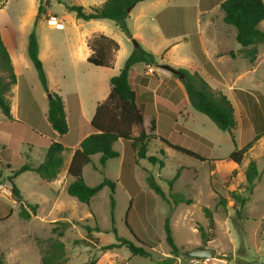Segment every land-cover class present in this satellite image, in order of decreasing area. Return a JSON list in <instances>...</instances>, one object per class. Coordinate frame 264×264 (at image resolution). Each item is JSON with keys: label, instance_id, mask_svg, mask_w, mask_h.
<instances>
[{"label": "rangeland", "instance_id": "rangeland-1", "mask_svg": "<svg viewBox=\"0 0 264 264\" xmlns=\"http://www.w3.org/2000/svg\"><path fill=\"white\" fill-rule=\"evenodd\" d=\"M105 1L0 0V29L12 35L24 74L21 77L28 81L30 89L32 86L31 91H34L31 94L35 92L33 95L39 98L38 103L40 101L44 106L49 101L28 56L29 35L35 31L46 70L57 72L53 66L58 64V72L68 75L63 84L65 90L71 89L70 75L74 70L83 73L84 69L82 66L77 69L72 66L64 46L77 43L79 31L91 32L96 27L77 21L66 10V5H81L89 10ZM212 1L203 0L204 6ZM197 3L198 0H147L137 4L131 10L128 21L132 37L123 33L113 21H104L105 35L113 38L121 47L114 63L115 72L118 74L124 67L136 48L133 42L136 40L145 50L160 55L156 58L157 67L148 68L145 64L139 67H143L142 72H148L152 80H161L164 86L158 92V106L164 113H160L158 118L153 117V113L145 116L147 130L151 119L159 120L154 132L156 138L151 140L148 147V155L157 158L155 164L148 159L137 164L136 157L135 160L127 157L123 162V158L119 157L108 160L103 167L102 155H96L83 170L84 181L89 186H97L105 180L116 183L114 194L109 187H105L89 204H83L63 191L61 201H58L54 187L37 173L29 171L15 177V172L23 165L35 168L44 161L46 140L41 136L17 135L14 128L24 130L21 123L30 125L24 118L18 119L17 124L13 123L0 110V185L7 188V191L0 189V219L11 213L6 220L0 221V258L5 264H42L41 248L37 241L57 238L52 228L53 223L59 220L67 221L64 237L60 238L65 244L67 264H264V136L255 140L251 120L236 95V90H259L264 94V43L257 46L256 59L251 62L245 58L244 48L235 38V28L224 23L220 7L216 6L212 12L201 10L202 14L197 15ZM177 6H184L182 9L187 12L184 15L186 26L182 31L187 38L172 48L174 57L171 58L166 49L170 48L172 40L165 37L163 27H167L156 16L167 7L177 9ZM50 15L56 16L65 28L50 27ZM260 29L264 31V21ZM196 39L201 48L203 41L208 58L222 74V79H213L203 70L192 49V41ZM46 46L49 47V54L53 51L60 57L59 62H47L50 58L46 55ZM177 59L185 62V65H178ZM165 64L190 72L200 69L201 76L209 85L229 98L237 120L234 131L236 145L228 132L220 130L188 103L179 79L159 67ZM5 76H8L7 70ZM138 78L139 71L135 70L131 82L138 84ZM12 88L7 93L11 108L15 105L10 93ZM143 89L140 84L138 92ZM103 90L107 95L101 102L105 101L110 91L108 83ZM44 93L47 94L46 98ZM31 94L24 95V103L29 102ZM84 102L89 106L92 100L84 94ZM40 110L36 114L37 122L43 120ZM22 112L20 116L24 117ZM172 133L174 138L171 137ZM134 134L137 135V131ZM73 135L69 133L66 142ZM179 135L210 147L212 157L217 160L227 158L236 148L241 149L249 143H252V147L241 165H227L212 185L208 163L178 153L163 141L170 140L175 144ZM124 144L131 152V142L120 141L114 148L122 153ZM5 161L10 162L12 170H8ZM252 161L256 163L261 176L250 193L245 173ZM12 176L15 177L13 183L19 189L21 199L12 193V184L8 181ZM149 176L155 179L167 196H183L193 203L170 205L149 187ZM233 192L247 199L240 215V204L233 198ZM222 198L226 199V207L218 206ZM30 205L39 207L36 215L32 214L30 219L20 217L23 208L30 211ZM63 213L68 215L69 220L62 218ZM168 217L175 243L180 249L177 256L171 254L166 242L165 221ZM88 228L92 230L90 234ZM200 229H203L205 237H202ZM117 236L139 246L137 240L143 243L149 241L150 248L146 250L150 256H132L125 247L108 250L109 245L118 243ZM197 247L214 248L216 258H192L186 254Z\"/></svg>", "mask_w": 264, "mask_h": 264}, {"label": "trees", "instance_id": "trees-1", "mask_svg": "<svg viewBox=\"0 0 264 264\" xmlns=\"http://www.w3.org/2000/svg\"><path fill=\"white\" fill-rule=\"evenodd\" d=\"M144 1L147 0H106L104 4L93 6L89 10H86L81 5L68 4L66 5V10L69 13H73L76 20L86 22L91 20H111L123 33L132 37L128 27V21L131 18L129 9L132 10L137 4ZM216 6H219L223 13L224 23L235 28V38L244 48L245 58L254 62L258 53L257 46L264 43V31L260 29V24L264 21V0H213L208 6H204L203 0H200L202 11L210 10ZM163 29L167 36L185 34L176 31L169 33L167 28L163 27ZM197 40L192 41V49L201 65L211 77L216 80L222 79L216 67L208 60L203 49L197 43ZM87 44L92 51L91 56L88 58L89 63L97 67L112 68L114 66L116 55L120 50V45L114 39L99 34L89 38ZM28 56L36 69L43 90L47 94H51L47 115L51 126V144L45 154L43 163L35 168L23 165L15 172V177L32 171L37 173L42 180L52 182L61 173L65 162V153L68 151L55 138H62L67 135L70 127L66 119L62 97L49 89L47 74L39 57V43L35 31L29 35ZM137 64H145L150 67L158 66L153 53L145 50L141 45L135 48L125 61L120 73L110 79L111 91L108 98L97 106L96 113L89 124V134L82 140L80 147L73 154L67 173L70 182L66 191L68 195L83 204H89L105 187H109L112 193H115L116 183L110 180H105L94 187L87 185L83 178V170L92 162V158L96 155H102L101 164L103 167L106 166L108 160L119 158V152L114 149V145L118 141L131 142V146L136 153L137 164H139V161L146 159L153 164L157 161V158L148 155L149 144L151 140L156 138L154 133L157 130L156 120L154 118L151 119L150 128L147 130L145 115L139 104L138 87L130 80V71ZM6 70L8 71V76H5ZM179 71L184 78L176 75L175 77L184 86L188 103L196 111L207 116L220 130L228 132L236 145L234 131L237 129V120L235 108L229 98L222 92L215 91L198 72H190L187 69H179ZM148 81V78H143L142 85H146ZM18 83L22 91L28 90L25 79L17 77L14 73L12 61L0 32V110L8 119H12V115L7 93L13 85ZM150 86L152 90L157 89V91L163 87L157 80H151ZM236 91L237 99L245 107L251 120L255 140H258L264 136V94L259 90ZM73 97L77 98L76 95H70V98ZM135 131H137V135L134 134ZM173 136L174 134L172 133L171 137ZM163 141L178 153L197 161L208 163L212 185L215 184L218 174L224 171L227 165H241L245 154L252 147V143H249L241 149L236 148L227 158L217 160L212 157V149L210 147L189 137L179 135V139H176L175 144H172L170 140ZM245 176L248 190L252 193L261 176V172L254 161L248 165ZM15 177H10L12 193L16 198L21 199L22 195L13 183ZM147 180L149 187L170 205L172 203L187 205L193 203L192 200H187L183 196L172 194L170 197L167 196L152 176H149ZM232 196L240 204L238 211V215H240L247 199L235 192L232 193ZM218 206L226 207V199H220ZM29 208L30 211L23 208L20 212V217L30 219L32 214L36 215L38 206L30 205ZM224 212L226 213V209H224ZM9 216H11V213L7 217L0 219V221L6 220ZM53 225L52 233L56 234L57 238L37 241L38 246L41 248L42 264H67L68 258L65 244L60 240V238L64 237V229L67 228V223L58 221L53 223ZM91 231L88 228L89 234ZM200 231L202 237H205L203 229H200ZM114 232L117 235L115 229ZM165 234L171 254L177 256L180 249L175 243L169 217L165 221ZM117 241V244L109 245L107 249L125 247L132 256H150V253L146 250V248H150L149 241L143 243L137 240L140 246L129 239L118 236ZM0 264H5L2 258H0Z\"/></svg>", "mask_w": 264, "mask_h": 264}, {"label": "crops", "instance_id": "crops-1", "mask_svg": "<svg viewBox=\"0 0 264 264\" xmlns=\"http://www.w3.org/2000/svg\"><path fill=\"white\" fill-rule=\"evenodd\" d=\"M183 7L177 6V9H170L167 7L164 9L163 12L159 13L156 16L157 19H159V20L161 19V21L163 22L165 27H167L169 33H172L173 31H176L178 33H183L182 31H184L185 26H186L184 15H185V13H187L186 9H182ZM196 8H197V15H201L202 11L200 8V0H198V3L196 4ZM215 8L216 7L212 8L210 10H207L206 12H212ZM131 13H132V11H131ZM71 14H73V13H71ZM77 21L86 22V21H82V20H77ZM104 21H110V20H91V21L86 22L87 24L94 25L96 28L91 32L79 31V37L77 39V43L67 44V46H64V48H66L68 51L72 66L75 69H77L79 66H82L84 69L83 73H81L79 70H74L72 72V74L70 75V78L72 80V88L71 89L68 88L67 90H65L63 84H64V81L67 79L68 75L65 73H60V71L58 72V66H57L58 64H54V66H53L54 69H57V72L50 73L49 71L46 70V63L44 62L43 58L41 57V46L39 45V56L43 61L44 69H45V72L47 74L49 89L51 92H54V93H56L62 97V99L64 101V106H65L66 119H67V122H68L69 127H70L68 134L74 133L73 137L69 140V142H66V140H65L67 138L68 134L61 138L62 145L68 149V151H66V153H65L64 166H63L61 173L59 174L58 178L52 182H49L54 187L55 199L58 201H61V194L63 191H66L67 185L70 182L67 173H68V168H69V165L71 163L73 154L80 147L82 140L89 134V131H88L89 130V124L91 123V121H92V119L96 113L97 106L104 102V101L103 102H101V101L107 95L106 90L104 91L103 88H105L107 83L110 86V79L120 73L119 72L117 74V72H115L114 66L112 68L97 67V66H94L93 64L88 62V58L91 56L92 51L88 47L87 41L89 38H91L94 35H99V34L105 35L106 25H105ZM74 24H75V26H78V27L81 26V25H78L76 23H74ZM50 27L55 28L51 25H50ZM64 28L65 27H63V29ZM0 32H1V36H2V40L4 42V45H5L8 53H9L10 59L12 61L14 73L16 74L17 77H21V75H24V74H23L22 65L20 63L18 53L16 51L15 45H14L13 40H12V35L6 31L2 30V29H0ZM105 36H107V35H105ZM165 37L168 40H172L171 41L172 45L170 46V48L166 49L170 52V56L172 58V57H174L172 55L174 49H172V48H176L177 45L180 42H182V40L184 41V39L187 38V35L186 34H178V36H167L165 34ZM174 40L176 42H174ZM201 43H202V47H203L202 49L208 58L207 49L205 48L202 40H201ZM120 49H121V47H120ZM46 50H47L46 55L50 58V60H48L47 62L57 63L60 61V57L56 53H54L53 51L51 54H49V47L46 46ZM166 50H164V51H166ZM27 51H28V49H27ZM151 53H153L156 58L160 57L159 54L157 55L154 52H151ZM208 60H209V58H208ZM176 62L178 63V65H185V62L180 61L178 59ZM60 65H61V63H60ZM139 65L140 64H137V65L132 67V69L130 71V80L132 81V75H133L134 71L138 70L139 71V78H138L139 82H138V84L137 83H133V84L137 85V87L139 89L140 84L142 85V79L148 78V80H149L148 83L146 85H142L144 88L143 91L141 90L140 92H138L139 104L142 107L145 116L147 115V113H153V117L158 118L159 117L158 115L160 113L161 114L164 113L163 110H160V108L158 106V97H159L158 92L159 91H157V89L156 90L151 89L150 85H151L152 78L148 76V74H149L148 72H145V73L142 72L143 67H139ZM148 68H150V66H148ZM182 69H184V68H182ZM216 69H217V67H216ZM203 70L205 71L204 68H203ZM195 71H197L199 74L202 73V71L200 69H196ZM220 75H221V77H223L221 73H220ZM26 82H28V81H26ZM159 83H160V85H163V82L161 80ZM27 85H28V83H27ZM32 89H33L32 86L30 89V87L28 85V90L26 89V90L22 91L19 83L13 85L12 91L10 93L12 94V98L14 99L13 101H15V105H12V108H11V115H12L11 120L13 123L17 124L18 119L24 118L25 121L30 126L24 125L21 123V126L24 128V130L23 129H15L14 127H12V128H14V130L16 131V134L20 135V136H22L23 134L24 135L29 134L30 136H36V137L41 136V139L46 140L45 149L48 151L49 146L51 144V138H50L51 126H50V123L48 122V118H47L48 109H49V102L47 104L45 103L44 106H43L42 102L39 101V103H38L37 100L39 98L36 99L37 98L36 95L35 96L33 95V94H35V92L33 94H31V92L34 91V90L31 91ZM110 91H111V86H110ZM110 91L108 92V95H109ZM28 93L31 94L29 96V102L26 101L24 103L22 99H23L24 95H26ZM84 94H85L86 98L92 100V102L90 103L89 106L86 105L84 102ZM70 95H76L77 98L76 99L74 97L70 98ZM143 96L145 98H143ZM44 97L46 98L47 94L44 93ZM7 98H9V94H7ZM107 98H108V96H107ZM47 101H49V100L47 99ZM21 102H23L22 108H21ZM39 110H40V113H39L40 116L42 117V115H43L42 122H39V121L37 122V115L36 114H38ZM21 111H23L22 113L24 114L23 115L24 117L20 116ZM157 118L155 119L156 125L157 124L159 125V120ZM32 122H35V123H33V125H32L31 124ZM145 126L147 127L146 118H145ZM54 133L57 134L56 132H54ZM55 139H56V141L60 142L59 137H56ZM119 142L120 141H118L116 144H118ZM115 145H114V147H115ZM130 150H132V151L131 152L129 151L126 144L123 145V152L122 153L119 152V154H120L119 157L121 159L123 158V162L127 159V157L129 159L135 160V157H136L135 154L136 153H134L132 148ZM5 163L7 164L8 170H12L10 162L5 161ZM8 181L10 182V178L8 179ZM38 208H37V211H38ZM62 216H63L62 218L66 219V220L69 218L66 213H63ZM59 221H61V220H59ZM63 222L67 223V221H63ZM231 261L232 260H230V262Z\"/></svg>", "mask_w": 264, "mask_h": 264}, {"label": "water", "instance_id": "water-1", "mask_svg": "<svg viewBox=\"0 0 264 264\" xmlns=\"http://www.w3.org/2000/svg\"><path fill=\"white\" fill-rule=\"evenodd\" d=\"M129 11H131V9H129ZM133 42L135 43L136 47L140 45L136 40H133ZM159 67L171 72L173 75L184 78L183 74L178 69H175L170 65H159ZM48 99H51V94H48ZM186 254L192 258L215 259L217 251L214 248L197 247L191 251H187Z\"/></svg>", "mask_w": 264, "mask_h": 264}, {"label": "built area", "instance_id": "built-area-1", "mask_svg": "<svg viewBox=\"0 0 264 264\" xmlns=\"http://www.w3.org/2000/svg\"><path fill=\"white\" fill-rule=\"evenodd\" d=\"M48 22L51 26L55 27L56 29H63L64 27V24L54 15L49 16ZM4 186L5 185H0V189L7 191L6 186Z\"/></svg>", "mask_w": 264, "mask_h": 264}]
</instances>
